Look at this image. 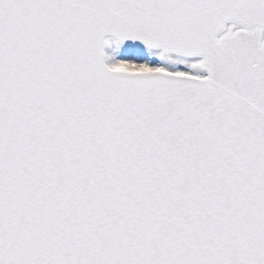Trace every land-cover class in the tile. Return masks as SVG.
I'll use <instances>...</instances> for the list:
<instances>
[{
	"label": "snow or ice",
	"instance_id": "obj_1",
	"mask_svg": "<svg viewBox=\"0 0 264 264\" xmlns=\"http://www.w3.org/2000/svg\"><path fill=\"white\" fill-rule=\"evenodd\" d=\"M0 264H264V0H0Z\"/></svg>",
	"mask_w": 264,
	"mask_h": 264
}]
</instances>
